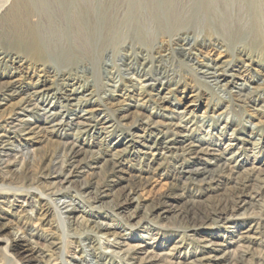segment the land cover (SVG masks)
Here are the masks:
<instances>
[{
  "label": "rangeland",
  "instance_id": "obj_1",
  "mask_svg": "<svg viewBox=\"0 0 264 264\" xmlns=\"http://www.w3.org/2000/svg\"><path fill=\"white\" fill-rule=\"evenodd\" d=\"M190 1L182 0L184 3ZM256 3L259 8H264V0H257ZM210 18L211 20H208L200 16L187 26L194 28L196 39L193 50L198 56L194 55V57H197L198 61L211 59L212 63L224 70L225 81L228 82L224 89H219L210 79L195 73L192 68L198 61L181 62L179 57L172 55L167 60L161 61L164 74L155 68L148 71L144 92L146 100L143 105L135 107L134 105L138 103L136 100L138 95L128 90L134 88L137 91L139 83L129 86L127 78L132 76L134 69H126L123 61L141 60L144 51L140 53L141 44L136 40L132 42L127 39L125 46L115 47L113 57L105 54L93 73L90 68L87 70L78 68L76 71L70 68L72 74L76 73L77 80L95 82L94 88L91 85L87 87L88 90L94 89L91 101L97 108L92 114V120L96 123L95 119L103 117L107 119L109 127L103 128L104 126L96 123V127L94 126L85 134H75L74 125L67 122L64 125L62 141L70 144L71 141L79 139L84 142V149L92 150L95 154V157L93 155L91 158L88 157V152L78 155L77 159L82 161L81 168L74 175L73 184H81L84 180L91 183L98 181L100 197H102L101 201L95 203L100 206L92 207L93 205L86 203L74 189L68 188L65 189L68 196L66 201L71 199V202L84 209L86 218L90 216L95 220L111 222L122 231L121 233H128V244L144 242L146 243L145 251L154 253L170 251L169 257L175 260V263L197 264L194 261L196 258L215 253L219 256L224 251H228L229 254L214 261V264H264V213L259 209L260 204L264 203V196L250 199L252 206L247 207L245 211L224 209L226 201L232 193L236 192L238 185L236 181L244 177L246 171L252 166L264 167V82L260 75L264 69V52L259 43L253 41L254 38L248 30L246 24L249 23V15L243 0H213ZM237 22H240V30L244 33L233 40H228L226 34L231 30H237L235 26L234 28L232 26ZM155 35L158 41L164 38L162 33ZM215 44L222 45V50ZM241 66L244 71L243 79L235 76L236 69ZM105 67L116 79L115 88L103 86L106 82ZM133 68L138 70L139 64H134ZM5 69L3 67L1 71L3 73L11 71L9 66ZM242 83L245 85L241 86ZM122 91L133 94V99L125 98L126 102L124 101L125 103L123 102L120 106L106 103L108 95L115 96ZM157 93L164 97V101L156 99ZM245 93H249L247 102L242 103L240 99ZM184 109H190L192 112H186ZM133 112L135 115L132 114ZM125 113L128 115L127 120L122 118ZM23 115L24 113L20 114V116ZM146 116L153 121H158L157 127L166 131L164 137H172L175 144L181 143L178 140L179 134L170 127L165 129L164 125L178 122L183 117L182 125L186 126L191 138L210 144L213 150L209 154H181L177 158L162 159L152 155L151 152L141 153L131 146L118 159L116 169L120 170L111 172L107 159L112 150L122 144L118 142L115 146L109 147L110 140L128 138L151 142L154 139L155 134L146 130V124L141 122ZM130 117H137L139 120L130 123ZM2 129L0 127V132H4ZM5 129L8 136L17 134L18 138H28L20 131L14 132L7 127ZM250 132L252 136H249ZM139 134L142 136L136 137ZM37 135L26 140L30 150L37 146L42 150L49 145L45 141L38 142L42 133ZM18 138H16V144L19 143ZM228 139H232L231 146L225 145ZM52 140L57 141V138L53 136ZM52 146L49 145V147ZM233 151H238L236 159L234 158L229 163V167L222 172H216L213 177H208L207 173L199 174L192 170L197 166H212L211 161L217 158L221 160ZM18 168V165L14 164L4 168V171L14 173ZM109 177L114 179L111 182L113 184L104 187L102 181ZM258 177L263 178L264 175L258 174ZM258 181L249 182L246 187L248 192H252L258 186ZM128 183L137 185L135 195L138 196L139 207L134 214L135 202L124 205L120 211L115 208L117 203L123 201L121 186ZM29 198V194L24 190L0 191V224L4 228L0 231V264H26L22 257L24 256L22 250L31 246L34 255L40 259L37 264H59V249H54V246L50 244V242H58L59 246L58 220L52 215L50 204L48 208H51V213L46 222L44 221L45 223L30 216ZM42 203L44 204V201H41L38 206ZM67 229L73 233V237H66L65 248L68 254L78 249L77 243H71V240L84 241L87 244L94 239L91 232L80 234V232L74 233L73 227ZM245 229L248 230L242 233L241 231ZM108 239L112 240L113 237L110 236ZM99 240L103 242L104 239L102 237ZM174 243L176 248L170 250ZM94 251L99 253L97 249ZM237 255H241L242 259H235ZM99 262L130 264L129 260L114 254H104ZM154 264H163V262L157 261Z\"/></svg>",
  "mask_w": 264,
  "mask_h": 264
},
{
  "label": "bare ground",
  "instance_id": "obj_2",
  "mask_svg": "<svg viewBox=\"0 0 264 264\" xmlns=\"http://www.w3.org/2000/svg\"><path fill=\"white\" fill-rule=\"evenodd\" d=\"M243 1L248 9L249 23L246 24L248 30L254 38L253 41H257L264 52V8L258 7L257 0ZM212 2L213 0H191L188 3L182 0H0V127L4 131L0 132V191L14 189V191L27 192L30 196L29 204L31 203L30 216L36 217L38 221L44 222L50 215L51 208H48L50 204L52 215L58 220L57 229L60 231L59 246L58 242H50V244L54 246V249H59V253L57 252L59 264H101L99 261L104 254L120 256L129 260L130 264H154L157 261H162L163 264H180L171 260L170 251L154 253L145 251L146 243L144 242L128 244V233H121L122 231L111 222L95 220L90 216L86 218L84 209L71 202V199L66 201L68 196L65 189L68 188L74 189L86 203L93 205L92 207H99L100 204L95 203L101 201L102 197H100L98 181L91 183L84 180L81 184H73V177L81 168L82 161L77 159L78 155L88 152V157L91 158L93 155L95 157V154L92 150L84 149V142L79 139L71 141L70 144L62 141L64 125L66 122L74 125L75 134H85L94 126L96 127V123L104 126L103 128L109 127L107 119L103 117L95 119L96 123L92 120V114L97 108L96 104L91 101L94 89L88 90L87 87L91 85L94 88L95 82L77 80L76 73L72 74L70 68L74 71L78 68L82 70L90 68L93 73L105 54L113 57L115 47L125 46L127 39L132 42L138 41L141 44L140 53L144 51L141 60L133 61L134 63L132 60L123 61V66L128 70L134 69L132 76L127 78V83L129 86L139 83V86L137 91L134 88L128 91L138 95L136 100L139 104L134 106H141L146 100L145 81L150 69L155 68L164 74L161 61L167 60L172 55L179 57L181 62L198 61V56L193 50L196 39L194 28L191 29L187 25L200 16L211 20ZM232 26L233 28L235 26L237 30H231L226 34L228 40H233L244 33L240 30V22ZM158 33L164 36L160 41L156 39L155 34ZM215 45L222 50V45ZM129 48L131 49V46ZM105 64L103 61V65ZM134 64H139L138 70L133 68ZM6 66L11 67V71L3 73L1 68L5 69ZM241 68L242 66L236 69L235 76L243 79L244 71ZM106 69L105 67L106 82L103 86L115 88L116 79L111 71ZM192 69L201 77L210 79L219 89H224L228 83L225 81L224 70L212 63L211 59L196 62ZM260 75L264 82V69ZM244 85L245 83L241 84V86ZM133 94L123 91L115 96L110 94L107 96L106 103L120 106L125 98H132ZM248 95L249 93L243 94L240 99L242 103L247 102ZM156 99L164 101L161 95H158ZM186 112L191 113L192 110L187 109ZM22 113L24 115L20 116ZM127 116L125 113L122 118L127 120ZM182 118L178 122L164 125L165 129L170 127L179 134L180 144L173 143L172 137H164L166 131L157 127L159 122L151 120L148 116L141 122L146 124V130L155 134L151 142L128 138L110 140L109 147L115 146L118 142L122 144L112 150L107 159L111 172L120 170L116 169L118 159L131 146L141 153L151 152L152 155L162 159L177 158L181 154H209L213 146L193 140L186 126L182 125L184 120ZM136 120L139 118L133 117L129 122L134 123ZM6 127L13 129L14 132L25 133L29 139L42 133L38 142L45 141L47 145L53 146H43L42 150L37 146L30 150L27 146L28 141H26L28 138H18L17 134L8 136L5 132ZM53 136L57 138V141L52 140ZM141 136V134L136 135L138 138ZM249 136H252L251 132ZM16 138L19 142L17 144ZM232 144V139L225 142L226 146ZM237 153L238 151H233L221 160L217 158L211 161L212 166H197L192 170L199 174L207 173L208 177H213L216 172H222L229 167V163L237 156ZM14 164L19 167L16 172L4 171V168ZM258 174L264 175V167L252 166L246 171L244 177L236 181L238 184L236 192L232 193L226 201L224 209L245 211L247 207L252 206L250 199L264 196V177L259 178ZM113 180L109 177L103 179L101 183L104 187L110 186ZM252 180H259L258 186L252 192H248L246 187ZM136 190V183L122 185L123 201L115 205L116 210L120 211L124 205L135 202L134 214L139 207L138 196L135 195ZM41 201H44V204L38 206ZM259 209L264 213V203L260 204ZM69 227L74 228V233L91 232L94 239L87 244L84 241L71 240V243H77L78 249L68 254L65 248L66 237H73V233L67 229ZM3 229L0 224V231ZM110 236L113 237L112 240L108 239ZM98 237H103V242ZM26 243L28 244L27 241ZM175 248L174 243L170 250ZM95 249L99 250V253H96ZM22 252L24 253L22 257L28 264L39 262L40 259L34 255L32 246ZM215 254H208L194 261L197 264H214V261L229 253L224 251L219 256ZM235 259L241 260L242 256L237 255Z\"/></svg>",
  "mask_w": 264,
  "mask_h": 264
}]
</instances>
